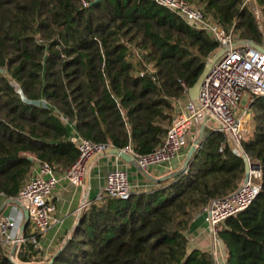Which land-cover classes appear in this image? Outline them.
Here are the masks:
<instances>
[{"label":"trees","instance_id":"trees-1","mask_svg":"<svg viewBox=\"0 0 264 264\" xmlns=\"http://www.w3.org/2000/svg\"><path fill=\"white\" fill-rule=\"evenodd\" d=\"M188 1L234 27L240 39L264 45L243 0ZM257 1L264 18V0ZM133 49L157 70L155 81L139 76L143 66ZM216 49L206 32L151 0H0V194L16 198L37 163H49L58 175L68 170L79 156L73 131L121 150L154 151L184 94L179 81L192 88ZM251 109L243 149L261 165L262 190L219 232L226 264H264V98ZM245 174L226 137L210 131L185 173L150 181L125 201L92 198L55 256L39 260L28 239L21 261L215 264L210 252L190 250L187 233L196 215L236 191ZM25 232L29 237V226ZM0 264H14L1 246Z\"/></svg>","mask_w":264,"mask_h":264},{"label":"built area","instance_id":"built-area-1","mask_svg":"<svg viewBox=\"0 0 264 264\" xmlns=\"http://www.w3.org/2000/svg\"><path fill=\"white\" fill-rule=\"evenodd\" d=\"M151 1L173 12L189 26L206 32L216 42L217 49L208 58L207 63L220 51H224V53L212 66L202 83L199 93L201 109L198 110L192 103L189 95L190 87L180 80L179 84L184 89V94L176 102H180L181 107L163 142L154 151L145 155L135 152L130 147L122 150L132 157L135 162L133 165L139 172L144 175L150 174L152 167L170 164L190 140L193 141L199 120L207 115L205 130L209 128L210 131L222 133L233 153L242 158L244 156L249 158L243 149V142L250 133L245 120V115L249 116V114L247 112L241 114V111L245 97L249 99L250 103L258 98H264V51L249 44L237 47L236 44L243 39L239 38L234 27L224 28L196 3L188 0ZM242 6L251 9L259 26L264 30L263 15L258 1L243 0ZM261 46L264 47V45ZM133 54L134 58L143 66L139 76L150 77L155 81L157 70L153 65L146 62L140 51L133 49ZM40 104L47 105V102L42 100ZM60 117L63 122L68 123L64 116L60 115ZM70 140L76 146L79 156L77 161L63 173V177L71 187L86 190L85 194H87L89 205L91 200L88 196L87 183L90 181L92 167L95 163V161L91 162L92 158L113 146L94 143L76 131L72 132ZM220 151L222 152L223 148ZM116 159L122 160L118 156ZM250 162L252 161L250 160ZM252 164L260 163L252 162ZM58 182V174L53 167L49 163H41L39 174L28 178L16 198L7 199V204L13 206L15 210H12L7 216L0 214V246L14 264H27L21 261L20 256L28 239L36 251L41 250L40 236L54 222L53 215L56 206L51 197ZM261 190L262 171L256 167L251 171L247 183L243 181L236 191L223 198L211 200L202 209L204 222L210 231L213 242L212 255L214 259H217L220 254L219 232L223 224L227 219L248 209ZM134 192L135 188L129 173L116 168L108 172L105 185L99 189L95 200L102 201L106 198H113L125 201L130 199ZM26 211L29 214V230L31 231L29 237L22 229Z\"/></svg>","mask_w":264,"mask_h":264},{"label":"crops","instance_id":"crops-1","mask_svg":"<svg viewBox=\"0 0 264 264\" xmlns=\"http://www.w3.org/2000/svg\"><path fill=\"white\" fill-rule=\"evenodd\" d=\"M264 21V18H263ZM260 30H264L260 27ZM180 102H176V110L174 116L177 114L179 108L181 107ZM247 97L244 98V103L242 104L241 114L247 112L249 116L245 115V120L249 126V136L252 133V117L253 110ZM65 123V121H64ZM248 136V137H249ZM192 140L183 148L181 153L167 165L152 167L150 169V174L155 179H161L169 176L178 170H180L185 163L188 151L191 147ZM259 163V162H256ZM40 164L37 163L32 176H37L39 174ZM116 168L126 170L131 178L132 185L135 188V192L138 190H145L152 186L150 180L146 175L139 172L135 166L125 160H117L114 155H107L103 158L96 160L93 164L91 171L90 181L87 183L89 188V199H95L99 189L105 185L106 176L109 171ZM59 182L57 188L52 193V202L56 206V211L53 215L54 222L51 227L40 236L39 242L41 250L37 252L36 258L44 259L46 253H50V257L55 256L57 252L63 247L66 240L70 237L71 230L77 218L78 209L82 200L84 199L85 189L84 188H74L71 187L67 180L63 177V174L58 175ZM151 181V182H150ZM14 211L15 208L7 204V199L0 195V214L7 216ZM29 230V234H30ZM189 240V248L199 249L202 251H207L212 254V238L209 229L207 228L203 214L200 212L194 218L191 227L187 233ZM47 256H45L46 258ZM45 260V259H44ZM227 261V249L222 244H220V254L217 259H214L215 264H226Z\"/></svg>","mask_w":264,"mask_h":264},{"label":"water","instance_id":"water-1","mask_svg":"<svg viewBox=\"0 0 264 264\" xmlns=\"http://www.w3.org/2000/svg\"><path fill=\"white\" fill-rule=\"evenodd\" d=\"M100 0H96V2H98ZM246 44H249L252 47H255L258 50L264 51V47L257 44L254 41H249V40H242L240 41L238 44H236L237 47L239 46H245ZM224 51H220L219 53H217L213 59L211 61H209L206 65L205 68L202 72V74L200 75V77L198 78L197 82L192 86V88H190L189 90V95H190V99L192 101V103L195 105V107L199 110L201 109V104L199 101V93H200V88L202 86V83L204 81V79L208 76L210 69L212 68V66L216 63V61L223 55ZM2 73H4V70H1ZM206 120H207V115H204L198 122L197 124V128L195 131V136L194 139L192 141L191 147L188 151L184 166L178 170L177 172L166 176L164 178L161 179H155L153 178L151 175L149 174H145L150 180L154 181V182H160V181H166L169 180L173 177H176L182 173H185L188 168L191 165V162L193 160V158L195 157V154L198 152L199 148L201 147V145L204 142V134H205V127H206ZM107 155H114V156H118L121 159L125 160L128 163H132L135 164L134 160L132 159V157L130 155H128L125 151L112 147L109 148L107 151H105L104 153L98 154L96 156H94L92 158L91 162H94L96 160H98L99 158H101L102 156H107ZM32 159V158H31ZM244 163H245V170H246V174H245V179H244V183H247L249 178H250V173L254 168H258L261 169V165L257 164L254 165L252 164V162H250L249 158H247L246 156L243 157ZM12 201V200H9ZM88 206V202H87V194L84 195V199L82 200L80 207L78 209V213H77V218L76 221L73 225V228L71 230L70 235L72 234L73 230L75 229V227L77 226V224L80 222L81 216L84 212V209ZM25 215V223L22 226V229L25 231L27 229V227L29 226V214L26 211L24 213ZM67 241V240H66ZM62 249V248H61ZM60 249V250H61ZM59 250V251H60ZM58 251V252H59ZM57 252V253H58Z\"/></svg>","mask_w":264,"mask_h":264},{"label":"rangeland","instance_id":"rangeland-1","mask_svg":"<svg viewBox=\"0 0 264 264\" xmlns=\"http://www.w3.org/2000/svg\"><path fill=\"white\" fill-rule=\"evenodd\" d=\"M210 132V129L209 128H206V130H205V134H204V138L207 136V134ZM50 253H46L45 254V256H47L46 258H45V256H44V259L45 260H47L48 258H50ZM52 257V256H51ZM39 260H40V258H39ZM217 264H219V263H217Z\"/></svg>","mask_w":264,"mask_h":264}]
</instances>
